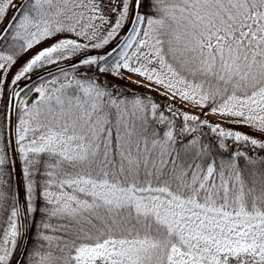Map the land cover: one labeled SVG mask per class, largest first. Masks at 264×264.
Masks as SVG:
<instances>
[{
  "label": "snow or ice",
  "instance_id": "snow-or-ice-1",
  "mask_svg": "<svg viewBox=\"0 0 264 264\" xmlns=\"http://www.w3.org/2000/svg\"><path fill=\"white\" fill-rule=\"evenodd\" d=\"M0 264H264V0H0Z\"/></svg>",
  "mask_w": 264,
  "mask_h": 264
}]
</instances>
